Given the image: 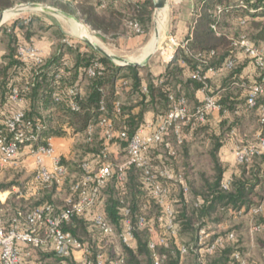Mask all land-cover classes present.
<instances>
[{
  "label": "trees",
  "instance_id": "1",
  "mask_svg": "<svg viewBox=\"0 0 264 264\" xmlns=\"http://www.w3.org/2000/svg\"><path fill=\"white\" fill-rule=\"evenodd\" d=\"M22 3L60 9L81 19L91 32L110 38L130 32L129 22L137 23L141 34H148L154 13V0H137L136 3L108 0L104 8H99L96 0H0V15ZM199 4L191 39L184 48L176 50L161 78L141 73L140 67L117 65L82 41L67 44L57 24L45 23L35 15L26 22L17 19L9 27H1L0 42L5 46V53L0 60V133L9 135L4 126L6 118L22 111L25 123L44 128L33 148L52 138L72 140L68 156H60L61 164L68 172L61 185L35 183L33 177L23 182L0 181V192L17 188V192L11 193L5 202L0 201V216L7 228L11 227L19 212L25 216L41 206L51 207L54 214L71 213L67 200L76 197L71 187L82 177V163H94L96 168L103 163H122L127 155L128 142L143 125L145 113L151 110L160 117L166 116L173 105L171 96L184 98L188 107L193 94L203 88V83L192 79V75L199 71L206 76L212 69L220 73L219 83L211 84L207 77L205 83L209 87L208 93L216 97L221 107L218 113L222 120L218 127L209 122L210 114L205 122L193 119L181 126L180 143L174 129L170 128L162 143L148 153L156 170L182 173L183 185L158 178L169 193L168 202L179 231L177 238L166 234L164 222L159 220L163 215L162 207L148 193L142 182V171L135 167L125 170L123 182L112 178L106 184L96 209L119 234L123 231V211H129L127 217L134 237L130 246L123 245L118 239L120 253L111 252L113 247L108 243L113 237H102L89 214L71 213L63 230L89 247L91 264H96V255L104 250L116 254L108 257L107 264L117 256L124 259V264H153L154 255L162 264H239L233 258L234 254L243 257L246 264H264V208L259 214L250 212L264 202V149L247 163H237L235 173L228 180L224 177L228 164L220 157V149L230 139L239 137L244 142L239 143V147L256 143L257 138L264 139V124L259 121L258 107L264 103V95L258 99L255 108L246 104L249 86L260 81L259 71L247 57L238 58V53L242 52L235 43L244 37L264 51V0H199ZM34 24L41 32L56 28L58 34L54 53L39 67L16 56L18 45L23 44L19 42L17 32L30 42L36 34ZM230 60L233 64L227 69L226 63ZM95 64L94 74L89 76L88 70ZM248 64L255 70L252 83L244 75ZM71 88L78 89L75 96L69 94ZM14 89L20 100L17 103L11 101ZM121 93L125 94V100L119 102L117 99ZM72 103L76 104V110H72ZM116 103H119V113L115 109ZM201 104H196L193 111ZM250 115L257 116L259 130L254 141L245 143L243 118ZM104 118L112 124L114 135L110 140H106L99 127ZM89 128H93L91 135H88ZM200 138L205 140L203 152L194 148ZM166 145L174 154H168ZM159 147H163L169 156L166 158L163 154L161 162L155 164L153 153ZM24 148L20 147V154ZM184 188L187 193L183 192ZM141 217L147 222L143 229L137 228ZM242 218L247 219V231L249 221L252 226L259 227L255 232L258 236L256 247H259L256 259L251 255L246 257L248 243L239 237L243 224L231 225ZM149 228H153L156 235L164 236L166 245H157L152 251L149 243L154 236ZM199 231L208 235L202 245L198 242ZM230 234L234 235L233 240H229ZM218 239L221 245L207 253L206 248ZM180 246L187 249L186 254H180ZM47 251L50 252L45 254ZM23 253L33 255L36 262L51 258L55 264H74L72 259L64 261L52 249L26 247Z\"/></svg>",
  "mask_w": 264,
  "mask_h": 264
},
{
  "label": "built area",
  "instance_id": "2",
  "mask_svg": "<svg viewBox=\"0 0 264 264\" xmlns=\"http://www.w3.org/2000/svg\"><path fill=\"white\" fill-rule=\"evenodd\" d=\"M99 8H104L108 0H96ZM136 3L137 0H115V3ZM128 27L132 32L139 35L142 33L140 26L135 22H129ZM169 42L174 47L184 48L187 42L179 45L174 39L170 38ZM238 49L252 61L254 67L259 71V82H254L248 88L246 104L249 108H255L257 101L264 95V51L252 45V43L244 37L237 40ZM16 56L25 63H30L35 67H39L44 63V58L41 51L33 45L20 44L17 47ZM233 62L230 60L226 63V68L230 69ZM88 70V75L93 76L94 68ZM208 72L215 73L209 69ZM192 79L203 83L202 91L205 93V98L202 104L194 111H189L184 98L174 99L170 97L173 103L171 109L166 116L162 117L158 123L143 124L137 133L129 140L127 145V155L125 160L120 164L103 163L99 168H96L94 163L84 162L81 165L82 177L75 182L71 191L76 195L75 198H69L67 204L71 207V213L76 215L89 214L92 219L93 226L101 233L102 237H114V227L97 212L98 204L101 197L102 189L112 178L121 183L124 180V172L129 167H135L142 171V182L148 193L157 199L162 207L163 215L159 220H163L165 232L173 238H177L178 229L174 223V211L171 204L168 202V190L158 180V178L167 179L183 185L182 176H174L167 170H156L150 160L148 153L151 148L162 143L163 137L168 133L170 128L174 129V135L178 137L180 143V128L183 124L189 123L195 119L199 122H205L208 114L221 111L220 105L216 101V97L208 93V85L205 83L206 76H202L199 71L192 75ZM78 93L77 88L69 89V94L75 96ZM58 100L57 98L55 99ZM11 101L19 102L18 91L13 90ZM259 107V121L264 124V103ZM72 110H76V104H71ZM116 112L119 113V103L115 105ZM103 110V107L101 108ZM5 130L9 135L0 133V168L11 166L20 154V147L28 148L29 154L32 157L35 183L55 182L61 185L66 178L68 172L64 165L61 164L60 157L56 154L54 148L50 144V139L46 144L38 145L33 148L40 138L41 132L44 130L41 126L32 127V125L24 122V113L16 111L4 122ZM99 127L102 129V135L106 140L112 139L114 132L109 119H101ZM93 133V128H89L88 135ZM166 150L169 155L174 154L170 150L169 145H166ZM264 149V139L257 138L256 143H251L246 146L238 147L235 150V160L238 164L247 163L254 155H258L260 150ZM49 160L51 165L45 166L44 161ZM227 187V183L223 185ZM184 193L187 189L184 188ZM264 208V202L252 208V214H259ZM71 213L68 211L54 214L51 207L41 206L32 209L25 216L18 213L12 220L10 228H7L2 217L0 216V264H23L28 253H23L21 246L52 249L57 256L64 261L72 259L74 253L80 252L83 256V264H91L89 256L91 254L89 247L73 238L70 233L63 230V224L68 222ZM125 219L123 220V231L119 234L120 242L125 246H130L134 237L132 232V224L127 217L129 211H123ZM22 218L24 222H22ZM147 227L146 220L141 217L137 221V228L143 229ZM153 233L154 239L149 243V248L155 251L157 245H166L164 236L155 234L153 228H149ZM259 227L252 226L251 232H258ZM208 235H204L203 231L198 232V242L202 245ZM234 235H229V240H233ZM221 245V240H216L215 243L206 248L207 253H212L217 246ZM181 255L187 253L184 246L179 247ZM233 258L239 264H246V260L239 254H234ZM96 264H107L109 259L104 253L96 255ZM65 263V262H64ZM110 264H124V259L117 256L110 260ZM153 264H162V261L154 255Z\"/></svg>",
  "mask_w": 264,
  "mask_h": 264
},
{
  "label": "crops",
  "instance_id": "3",
  "mask_svg": "<svg viewBox=\"0 0 264 264\" xmlns=\"http://www.w3.org/2000/svg\"><path fill=\"white\" fill-rule=\"evenodd\" d=\"M64 1L66 2L68 0H64ZM156 1L157 0H154V5ZM199 6H200L199 0H166V5L164 6V8L156 11L154 7V13H153L152 22H151V30L148 34H139V35L136 34L135 35L131 33L132 31L131 29H129L130 32H128L126 35H121L116 38H110L106 36H100L94 32H90V29L84 24V25H81L82 29H81L80 39L83 36L86 37V34L88 35H90V33L96 34L97 36H100L99 39L101 40L103 45H105L106 47V48L103 47V49L106 50L108 53L113 54L119 58H122L128 62L140 64V66H136V67H140L142 69L141 73H146V74H150L153 77L161 78L165 74L166 69L169 67L170 61L174 57L176 50L180 48V47L172 46L169 42V39L170 38L174 39L175 42L179 45H182L185 42L188 43V41L191 39V36H192V29H193L194 22H195V15L199 10ZM44 14H47V13H44ZM35 16L41 19L40 16L38 15H35ZM51 16H54V15H51ZM10 17L11 16H8L7 20ZM64 18L69 21H73L69 18H66V17ZM18 20H23L24 22H26L28 19L21 18ZM41 20L43 21V19ZM79 20L82 21L81 19ZM48 24H51V23H48ZM9 26L10 25H7L6 27H9ZM51 29L45 32H41V31L39 33L35 32L36 34L32 36L30 42H27L25 40L24 35L21 32H17V37L20 43L33 45L34 47L38 48L41 51L43 58L47 60L52 56L56 48L54 46L55 44L52 41V39L46 35L48 31H50ZM15 30L17 31L16 26H15ZM60 31L64 34L65 38L68 37V35L62 29H60ZM0 38H1V33H0ZM65 42L67 44H70L69 41L67 42V40H65ZM0 46H3L2 42H0ZM112 51L114 53H118V55L114 54ZM4 53H5V46L0 47V60H1V57L4 55ZM244 57L245 55L243 53H240V52L238 53V58L242 59ZM254 71H255L254 68L249 64L244 70V75L246 78H248L250 83H252L255 80ZM186 75L188 77L190 76L189 73H187ZM220 76H221L220 73H217V72L215 73L207 72L206 73V77L210 79L211 84L217 85L219 83ZM142 89L144 91L146 89V84L144 82H143ZM204 98H205V93L202 91V89L197 90L193 94V99L188 103V108L193 111V108L196 107L195 105L202 103L204 101ZM117 100L119 102L124 101L125 94L124 93L119 94V97ZM43 116H46V115L43 114ZM161 118L162 117H160L159 115L149 110L145 113L143 124H146V123L155 124V123H158L161 120ZM248 118L249 117L247 116L243 118L244 127L247 126V123H249L247 122V120H249ZM221 120H222V117L220 116L218 112H213L209 116V122L211 123V125L215 127H218ZM49 141L52 147L54 148L56 154L59 157L68 156V154L70 153V149L72 147L71 139L52 138ZM241 142L242 140L239 139V137L237 139H230L220 149L221 159L228 164V169L224 175L226 180H228L233 175V173H235V165L237 163L235 160L234 152L239 147L238 145ZM24 154L29 155L27 160L30 161L29 164L32 166L31 168L33 172L35 170V166L33 164L32 157L30 156L27 148L23 149V151L18 156L16 161L11 165V167H14V168L20 167L21 163H23L24 161L23 162L20 161L19 158L20 156ZM153 154L155 155L153 157V160H154L153 162H155V164H157V162H161L160 160L162 159L163 154H164L163 147H159L157 151L154 152ZM44 165L49 167L51 163L49 160L46 159L44 161ZM171 173L174 176L182 175L181 172L173 171ZM15 192H17L16 188H13L12 191L0 192V201L2 203L5 202V200L9 197V195ZM248 226H249V233L251 235H255V232H251L252 225L250 221L248 223ZM248 246L250 249L251 247L255 248L256 243L253 240H251L248 242ZM25 249L26 247L22 245L23 252H25ZM112 249L113 250L111 252H114L116 254L120 253L117 247H113ZM48 252L50 251H47L45 254H47ZM72 261L74 264H83L82 254L80 252L74 253ZM23 264H55V263L53 262L51 258H48L43 262H36L34 256L32 255V256L25 257Z\"/></svg>",
  "mask_w": 264,
  "mask_h": 264
},
{
  "label": "rangeland",
  "instance_id": "4",
  "mask_svg": "<svg viewBox=\"0 0 264 264\" xmlns=\"http://www.w3.org/2000/svg\"><path fill=\"white\" fill-rule=\"evenodd\" d=\"M28 4H33V3L16 4L11 9H8V10L4 11V13H8L9 14L11 12V13H14V15H12L2 25V27L10 25L12 22L16 21L17 19H21V18H27L28 19V18L32 17L33 15H38V16L41 17V19H43V21L45 23L57 24L59 29H62L68 35V37L66 36L67 38H65V40H67V42L69 41V43H77L78 41H82L80 39V36H81V29H82L81 25H84L83 21H80L77 17H75L73 15H71V16H73L75 19L79 20L80 23H79V21L78 22L69 21V20L65 19L64 17H62V16H51V15H48V14H44L43 12H40V11H37V10H28V9L21 10L22 8L20 6H26ZM41 5H44V4H41ZM44 6H48V5H44ZM48 7H50V6H48ZM51 8H54V7H51ZM54 9H57V8H54ZM57 10H60V9H57ZM60 11H62V10H60ZM33 29H35L36 32H38V33L40 32L38 30L36 24L33 25ZM56 30H57L56 28H53L50 31H48V33L46 34L48 37H50L52 39V41L54 42L55 45H56L57 38H58V34L56 33ZM0 31H1V29H0ZM90 36L94 40L98 41L96 43L100 47L106 48L105 45H103V43L99 39L100 36H97L96 34H93V33L92 34L90 33ZM3 46H4V44H3ZM3 46H0V47H3ZM114 54L118 55V53H114ZM119 54H121V53H119ZM248 119L249 120H247V119L246 120L249 123H247V126H245L243 131H242V137H244L246 139L245 143L254 141L256 136H257L258 130H259V124H258V121H257V116L250 115V117ZM242 143H244V142H242ZM204 147H205V140L200 138L197 146H195L194 148L197 149L199 152H203ZM166 153L167 152H164V156L166 158H168L169 155L166 154ZM28 157H29L28 154H24V155L20 156V158H19L20 161H22V162L24 161L23 163H21L20 167L14 168V167L9 166L7 168H0V181L4 180V181L12 182V181L19 180L20 182H23L26 179H28L30 177H33L34 171L32 172V168H31L32 166L29 164L30 161L27 160ZM246 222H247V219L246 218H242L240 220L234 221L231 225H241V224H243L241 232L239 233V237L240 238L243 237L244 241H247V243L249 241H251V240L256 242V238H258V236L251 235L249 233V230L247 231ZM118 239H119V233L116 232L114 234V237H113L112 241H111L112 244L109 242L108 245L109 246L111 245L112 247H117L118 249H120V244H119ZM247 248H248V252L249 253L246 252V255H247L246 257L251 255L253 258L256 259L257 255L259 254V252H258L259 251V247H258V249H257V247H255V248L251 247V249H250L249 246H248ZM103 253L105 255L107 254L106 256L110 257V258H111V256L112 257L115 256L113 254L111 255L106 250H104Z\"/></svg>",
  "mask_w": 264,
  "mask_h": 264
},
{
  "label": "water",
  "instance_id": "5",
  "mask_svg": "<svg viewBox=\"0 0 264 264\" xmlns=\"http://www.w3.org/2000/svg\"><path fill=\"white\" fill-rule=\"evenodd\" d=\"M165 5H166V0H157L154 7H155V10L158 11V10L164 8ZM20 7L22 8L21 10H23V9L37 10V11L47 13L50 15H54V16L66 17V18H69L75 22H78V20L75 19L73 16H71L67 13H64L63 11H60V10H57V9H54V8H51L48 6H44L41 4H28L26 6H20ZM3 15H4V12L0 15V29H1L2 25L5 23L3 21ZM81 39L84 42V44L94 48L98 53H100L101 55L111 59L113 62L117 63L120 66H134V67L140 66V64H138V63L128 62L122 58H119L113 54L108 53L106 50H104L102 47H100L95 41H92L85 36H83Z\"/></svg>",
  "mask_w": 264,
  "mask_h": 264
},
{
  "label": "bare ground",
  "instance_id": "6",
  "mask_svg": "<svg viewBox=\"0 0 264 264\" xmlns=\"http://www.w3.org/2000/svg\"><path fill=\"white\" fill-rule=\"evenodd\" d=\"M12 15H14V13H4V15H3V21L4 22H6V20H7V18H8V16H12ZM159 15H160V13H159ZM86 37L87 38H89L90 40H92V41H96V40H94L90 35H88V34H86ZM97 42V41H96ZM147 55V54H146Z\"/></svg>",
  "mask_w": 264,
  "mask_h": 264
}]
</instances>
